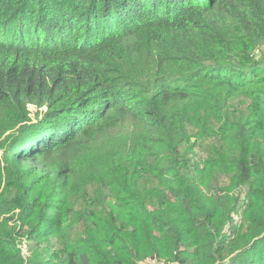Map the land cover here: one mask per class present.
<instances>
[{
    "label": "trees",
    "instance_id": "obj_1",
    "mask_svg": "<svg viewBox=\"0 0 264 264\" xmlns=\"http://www.w3.org/2000/svg\"><path fill=\"white\" fill-rule=\"evenodd\" d=\"M149 258L264 264V0H0V264Z\"/></svg>",
    "mask_w": 264,
    "mask_h": 264
},
{
    "label": "rangeland",
    "instance_id": "obj_2",
    "mask_svg": "<svg viewBox=\"0 0 264 264\" xmlns=\"http://www.w3.org/2000/svg\"><path fill=\"white\" fill-rule=\"evenodd\" d=\"M31 109V111L33 112V114L35 113V111H36V108H30ZM24 250H25V254H26V256L29 254V248H28V245L27 246H24ZM164 262H157V261H154V260H151L150 258H149V260H145V261H143V262H141L140 264H163Z\"/></svg>",
    "mask_w": 264,
    "mask_h": 264
}]
</instances>
